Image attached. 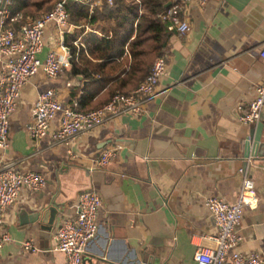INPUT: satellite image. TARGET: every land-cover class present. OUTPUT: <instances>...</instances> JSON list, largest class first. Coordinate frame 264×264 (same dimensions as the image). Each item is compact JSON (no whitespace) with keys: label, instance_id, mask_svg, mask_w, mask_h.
Here are the masks:
<instances>
[{"label":"crops","instance_id":"1","mask_svg":"<svg viewBox=\"0 0 264 264\" xmlns=\"http://www.w3.org/2000/svg\"><path fill=\"white\" fill-rule=\"evenodd\" d=\"M94 1L92 7L102 2ZM18 4L12 0L7 8ZM181 14L189 30L184 41L173 31L169 35L164 74L137 115L120 114L68 144L52 139L55 117L46 135L31 138L27 125L37 96L53 89L70 104L88 81L71 77L70 65L55 77L39 69L24 85L9 119V146L0 150V166L40 173L46 184L36 192L23 190L4 210L2 225L10 241L0 249V264H65L64 255L54 250L53 233L61 218L74 216L81 189L100 198L96 233L82 264H193L201 237L215 232L204 197L234 201L243 173L253 182L257 204L243 209L236 248L264 257V161L242 157L247 130L258 120L264 141V107L254 123L237 120L264 77V0L202 5L190 0ZM69 25L62 34L53 23L46 26L40 60L49 51L68 58L67 41L81 46L88 33L100 34L84 20H69ZM108 146L118 148L98 166L95 159ZM53 206L58 213L46 230L42 215ZM25 241L35 249H24Z\"/></svg>","mask_w":264,"mask_h":264},{"label":"built area","instance_id":"2","mask_svg":"<svg viewBox=\"0 0 264 264\" xmlns=\"http://www.w3.org/2000/svg\"><path fill=\"white\" fill-rule=\"evenodd\" d=\"M68 0H58L53 8L37 18H22L21 14L11 16L5 0L0 9V150L9 146V119L14 112L24 85L39 69L47 77H55L70 66L69 57H61L55 51H49L43 60L37 53L43 46L46 26L53 23L60 34L69 28ZM76 4L91 8L97 4L94 0H72ZM190 0H170L166 9L158 17L168 22L167 29L184 36L189 26L182 17L183 7ZM207 0H197L202 5ZM23 22L19 28L14 23ZM77 47L80 44L76 41ZM63 49L65 46L61 45ZM67 50V49H66ZM260 57L264 60V43ZM165 71V56L156 57L149 72L139 84L128 93H116L101 106L88 110H77V101L62 103L53 89H47L37 96L32 107V121L27 125L31 138H40L48 133L51 121L58 117L54 143L68 144L80 133L106 123L120 114L137 115L145 101L154 93L158 79ZM264 107V77L255 85L252 99L237 117L241 124H251L258 120ZM117 146H108L100 150L95 159L98 166H104L115 154ZM46 184L44 177L34 171L20 172L11 166H0V249L10 241V235L3 227V212L13 204L23 190L36 192ZM257 204L253 182L242 175L240 186L234 201L227 202L216 196H206L203 205L212 218L215 232L201 237L193 252V264H264V257L255 252L243 253L237 247L238 236L235 229L240 222L244 208L252 209ZM100 198L91 189H84L75 198L76 212L73 217L59 220L54 233V250L65 257V264H82V254L87 242L96 233V215ZM24 249H35L30 241L23 243Z\"/></svg>","mask_w":264,"mask_h":264},{"label":"trees","instance_id":"3","mask_svg":"<svg viewBox=\"0 0 264 264\" xmlns=\"http://www.w3.org/2000/svg\"><path fill=\"white\" fill-rule=\"evenodd\" d=\"M10 15L22 18L50 11L58 0H13ZM53 1V2H52ZM167 0H102L92 7L68 0L69 20L86 21L100 34L88 33L75 47L67 41L70 53V76H81L88 83L82 86L77 110L88 111L104 104L116 93H128L149 72L153 60L163 54L169 35L168 22L158 15ZM23 22L20 20L19 25ZM96 23H100L95 25ZM19 25L14 28H19Z\"/></svg>","mask_w":264,"mask_h":264},{"label":"water","instance_id":"4","mask_svg":"<svg viewBox=\"0 0 264 264\" xmlns=\"http://www.w3.org/2000/svg\"><path fill=\"white\" fill-rule=\"evenodd\" d=\"M5 0H0V9L3 8ZM169 4L166 3L165 6ZM262 122L258 120L253 126H250L247 130L246 137L243 142V155L242 157L253 160H262L264 161V141H261V131H262ZM84 190V189H81ZM80 190V191H81ZM58 213L56 206L49 207L47 211L42 215V220L47 224L46 230H50L53 226L54 220ZM90 264H109L102 263L100 260L93 261Z\"/></svg>","mask_w":264,"mask_h":264}]
</instances>
